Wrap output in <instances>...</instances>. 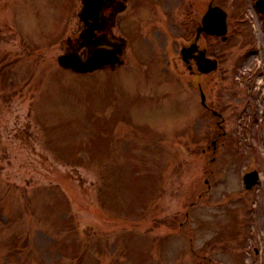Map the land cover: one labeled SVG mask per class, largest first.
<instances>
[{"label": "rangeland", "instance_id": "1", "mask_svg": "<svg viewBox=\"0 0 264 264\" xmlns=\"http://www.w3.org/2000/svg\"><path fill=\"white\" fill-rule=\"evenodd\" d=\"M209 1L182 0L171 28L186 34ZM132 2L147 44L132 45L119 70L79 74L57 58L83 28L82 0H0V264H264V204L256 213L248 200L217 204L236 168L231 142L220 129L194 132L179 97L190 71L179 57L180 68L165 66L154 46L166 3ZM248 30L229 45L213 37L212 102L238 96L232 73ZM206 177L215 185L197 202Z\"/></svg>", "mask_w": 264, "mask_h": 264}, {"label": "water", "instance_id": "2", "mask_svg": "<svg viewBox=\"0 0 264 264\" xmlns=\"http://www.w3.org/2000/svg\"><path fill=\"white\" fill-rule=\"evenodd\" d=\"M60 60L66 66H68V67L72 66V67H74L75 69H78V70H87L88 67H90L89 64H86L89 61L88 62H84V63H79L78 61H74L75 59H71V58H68V57H66V58L61 57ZM93 65L96 67L97 64H93ZM90 69H92V68H90Z\"/></svg>", "mask_w": 264, "mask_h": 264}, {"label": "flooded vegetation", "instance_id": "3", "mask_svg": "<svg viewBox=\"0 0 264 264\" xmlns=\"http://www.w3.org/2000/svg\"><path fill=\"white\" fill-rule=\"evenodd\" d=\"M209 43H210L211 46L214 45V42H213V41H210ZM211 46H210V47H211ZM197 53H198V51H196L195 54H197ZM188 64H189V66H191V67L193 68V67L197 64V60H196V58L193 57L192 61H188ZM197 66H198V65H197ZM196 85L200 86V82H198Z\"/></svg>", "mask_w": 264, "mask_h": 264}]
</instances>
